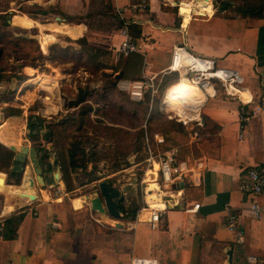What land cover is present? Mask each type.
<instances>
[{
  "label": "crops",
  "instance_id": "obj_1",
  "mask_svg": "<svg viewBox=\"0 0 264 264\" xmlns=\"http://www.w3.org/2000/svg\"><path fill=\"white\" fill-rule=\"evenodd\" d=\"M135 1L112 0L117 12L121 11V20L140 30L139 38L133 40L137 51L122 57L124 65L116 75L123 77L118 81L155 76L163 85V79L172 76L175 80L168 86L172 85L178 74L165 70L173 47L184 45L193 55L236 71L242 78L244 97L257 101L264 92V18L225 16L224 11L213 10L212 3L207 15L187 14L179 8V1L172 4L170 0L163 5L148 0L145 12H131L128 7ZM72 26L82 28L75 37L86 31L84 25ZM115 39L117 52L122 38L117 33ZM240 106L237 96L226 95L220 88L207 98L201 109L205 124L199 135L217 141L215 153L190 164L181 161L190 171L175 189L164 191L147 184L143 194L145 188L148 194L143 195L132 219L123 218L121 212L115 219L93 210L90 202L98 195L100 181L77 185L80 171L72 175L70 192L61 176L53 175L57 180L49 184L50 190L39 186L34 177L33 201L13 195L8 188L17 186L6 180L3 184L5 174L0 172V211H8L6 219L23 214L13 240L0 235V264H130L134 258L154 264H247L252 256L264 264V213L259 219L252 218L245 210L254 199L239 190L247 168H264V114L241 128ZM134 187H123L130 192L129 202L136 200ZM56 188L59 195H54ZM164 195L174 198L169 204L173 207L166 206L156 228L151 229L148 215L140 209L145 203L164 208ZM196 204L198 210L187 211ZM226 206L239 215L240 239L225 225Z\"/></svg>",
  "mask_w": 264,
  "mask_h": 264
},
{
  "label": "rangeland",
  "instance_id": "obj_2",
  "mask_svg": "<svg viewBox=\"0 0 264 264\" xmlns=\"http://www.w3.org/2000/svg\"><path fill=\"white\" fill-rule=\"evenodd\" d=\"M156 1L158 5H163L166 0ZM170 1L172 4H177L180 0ZM242 2L243 0H215L211 3L215 11H218L224 3H228L229 7L223 14L230 16L237 15L235 9ZM42 11L45 12L44 15L41 14ZM0 14H8L5 15L7 16L6 24L0 20V32L4 30L10 35L2 37V43L6 48L4 57L0 61V76H2L0 78V121L11 120L20 126L21 146L29 149L35 145L28 139L26 128L30 115L39 117L43 125H54L56 134L61 133L60 141L62 142H70L72 136L80 137L84 142L83 147L86 152L90 153L92 148L97 152V160L88 165L89 172L88 170L80 171L82 176L76 181L77 185L87 183L91 173L99 178L97 181L112 180L122 193L121 199L125 207L129 211L137 210L143 200V190L137 182L141 177V166L137 162L142 159L143 155L142 150L136 153L137 146L141 144V139L137 140L136 131L143 127L149 112L145 106L137 107L135 101L116 87L112 94L106 97L99 95L104 87H110V82L114 80L117 71L121 70L125 61L115 51V35L120 28L122 16H118L112 0H0ZM14 17L20 21L13 22ZM32 22L42 25L66 24L69 27L84 25L86 31L77 39L73 38L81 30L66 35L57 34L52 42L43 46L40 38L43 34L50 32L39 28ZM14 38L34 40L45 59L35 61L31 66L21 67V62L17 61L15 56L29 53L30 57H33L35 54L32 51L35 45L27 44L24 48L18 49L14 45ZM82 38L85 41L84 45L79 41ZM60 48L62 52L57 51ZM42 49H45L46 53ZM56 55L59 57L56 58ZM89 57H93V62L89 60ZM130 59L135 61L134 57ZM135 67L136 63L131 68L135 70ZM14 75L24 77L18 81L12 78ZM39 78L51 81L53 86L38 87L36 81ZM172 80H175L172 76L163 79V85L158 94L159 100L168 82H173ZM79 96H85L87 103L73 107L72 104ZM86 105H89L92 110L88 117L83 118L85 121L83 128L78 130L80 113ZM50 106L55 108V112H50L48 108ZM158 106L157 101V104L154 103V108ZM164 109L162 113L164 117L172 120L168 118L169 115L172 116L171 112L166 107ZM12 113L18 115L15 116ZM67 118H73L75 124L71 125ZM165 125L163 124L162 127ZM109 127L122 128L131 134L116 135L113 131L106 130ZM156 127L154 123L152 130H156ZM189 132L188 129H185L183 133H178L174 129L167 130L163 135L165 145L162 148L164 150L177 149L180 161H186L189 164L193 159L200 158L202 155L209 156L215 153L217 141L213 137L199 135L194 139L190 137ZM41 145L50 152L48 161L53 163V146L43 141ZM28 169L31 171L30 176L33 180L35 177L36 180L33 165L26 158L22 164L20 185ZM51 174L58 175V179L61 176L59 169ZM41 177L44 185L49 186L50 182L45 180L44 175ZM5 180L8 185L13 182L8 179L7 174L4 176L3 184ZM52 180L57 179H53L52 176ZM38 185L43 186L39 182ZM131 185L135 186L136 200L129 202L130 192L123 187H131Z\"/></svg>",
  "mask_w": 264,
  "mask_h": 264
},
{
  "label": "built area",
  "instance_id": "obj_3",
  "mask_svg": "<svg viewBox=\"0 0 264 264\" xmlns=\"http://www.w3.org/2000/svg\"><path fill=\"white\" fill-rule=\"evenodd\" d=\"M147 8V0H137L128 7L131 12H145ZM121 16V11L117 12ZM118 34L121 36L122 41L117 48V53L122 57H127L137 51V46L134 43L132 36L128 30V23L124 22L119 28ZM166 73H177V83L182 80L187 81L191 86L195 87L199 96L193 95L191 98H181L179 106L187 111H195V115L186 119L180 118L176 113L170 111L168 106L164 103L166 89L164 90L162 98L159 100L158 94L161 88V80L157 81L155 76H142L138 80H120L116 84V88L126 93L132 101L143 102L145 97L149 96V110L158 101V110L164 113L166 107L172 114L168 116L169 119L181 123L186 128L192 131L190 137L194 139L199 137V129L203 128V119L201 116V109L203 108L207 98L215 96L217 88L222 89L226 95L237 96L240 101L239 122L241 128L248 124L255 116L264 114V92L257 98V101L244 97L242 93L245 89L242 87V78L234 70L220 68L212 59H205L197 57L190 53L184 45L173 47L171 53L170 64L166 68ZM175 82V83H176ZM242 91V92H241ZM247 93V92H246ZM190 125V126H189ZM189 126V127H188ZM146 129L145 124L142 127ZM146 135V134H145ZM154 147L151 146L147 137L145 138V159L139 163L144 166L141 169V177L139 181L135 178V182L143 188L146 184L150 183L157 185L161 190H171L173 186H177L185 179L186 174L190 171L186 167L185 162L178 160L177 149L164 150L162 147L165 145L163 135L154 133L152 135ZM137 166V165H136ZM239 190L247 195L253 197V201L245 210L252 218L259 219L264 213V201L261 203L258 198L264 199V168L249 167L245 171L240 184ZM54 195H59L60 190L56 188ZM28 201H30L28 199ZM199 204L193 205L188 209V212L198 210ZM167 208L155 209L148 204H144L140 212L148 215V223L151 229H155L162 214L166 212ZM225 225L227 229L236 234L237 239L241 238V231L239 230V215L232 211L229 207H225ZM8 211L2 209L0 211V233L3 231V223ZM130 264H154L150 260L134 258ZM247 264H261V261L256 257H248Z\"/></svg>",
  "mask_w": 264,
  "mask_h": 264
},
{
  "label": "trees",
  "instance_id": "obj_4",
  "mask_svg": "<svg viewBox=\"0 0 264 264\" xmlns=\"http://www.w3.org/2000/svg\"><path fill=\"white\" fill-rule=\"evenodd\" d=\"M228 3H224L221 5V7L218 9L219 12L226 11L228 9ZM235 12L237 16L243 17V18H255V19H262L264 18V0H243L242 4L235 9ZM10 14V13H8ZM5 14V15H8ZM42 15L45 14L44 11L41 12ZM0 14V20H3V23L6 24L7 16ZM125 21L121 20L120 27L123 25ZM128 30L134 39L139 38L140 36V30L137 27L136 24L128 23ZM10 36L9 32L7 31H1L0 32V61L4 57V49L6 48L4 44L2 43V37ZM83 35V34H82ZM80 36H77L73 39H77ZM81 44L84 45L85 41L82 39L79 40ZM14 45L18 47V49L24 48L27 44H34L35 46L31 49H33L32 52H34V56L30 57L29 53H22L17 54L15 56V59L19 62H21V67H27L31 66L35 61L44 60L45 57L39 49V46L36 44L34 40L27 39V38H14ZM15 46V47H16ZM44 53H46L45 49H42ZM57 51L62 52V49H57ZM59 55V54H58ZM56 55V58L59 56ZM63 59V58H62ZM65 59V58H64ZM89 60L92 61L93 57H89ZM93 62V61H92ZM29 69V68H25ZM106 76V75H105ZM2 76H0L1 78ZM24 76H18L14 75L12 78L15 80L20 81L23 79ZM123 76L121 74L116 75L114 77V80L110 82V87H104L99 93L101 97H106L107 95L112 94L113 89L116 87L117 81L122 78ZM85 95V94H84ZM85 96H79L78 99L72 104L73 107L76 106H82V104H86ZM157 104V102H156ZM135 105L137 107L145 106L146 109H148V117L145 119V127L139 129L136 131V137L137 140L141 139V144L137 146L136 153H138V150H142V159L137 163H141L145 157H146V151H145V138L147 137L149 143L152 147L153 141H152V135L154 133H159L161 135H164L167 130H176L178 133H183L185 129H187L184 125L181 123H177L173 120H168L164 115L159 112L158 108L154 105L149 110V96L147 95L145 97V100L143 102H135ZM92 108L89 105H86V107L83 109V111L80 113V120L78 123V130H81L83 126L85 125V121L83 118L86 116L88 117L90 111ZM12 115H18L13 114ZM68 119V118H67ZM71 122V125L75 124V120L73 118L68 119ZM204 120V119H203ZM74 123V124H73ZM156 123V130H152L153 124ZM166 124L165 127L162 125ZM205 124V120H204ZM161 125V127H160ZM26 128L28 130V139L34 143L33 149L35 150L36 157L38 159V163L40 165L42 175H44L45 180L52 182V174L56 169H59V172L61 173V180L63 181L65 185V189L67 192H70L73 190V184H72V175L76 171H85L88 167V165L93 164L97 160V152L93 150L90 151V153L86 152L85 148L83 147L84 142L80 137L78 136H72V140L68 143L60 141L62 138L60 137L61 133L55 132V126L54 125H43L42 120L35 116L30 115L27 119V125ZM108 131H113V134L120 135L123 133L126 135L131 134L129 131H125L122 128L118 127H109L106 128ZM146 134V135H145ZM58 137V138H57ZM164 137V136H163ZM165 139V138H164ZM40 140V141H39ZM88 140V137L86 138V141ZM41 141L45 142V144H50L53 146L52 153L54 154V161L53 163L49 162L50 152L41 145ZM8 147H15L14 144L5 142L2 137L0 136V172L7 174V177L9 180H13L11 182L13 185H20L21 179H22V164L23 162H18L15 160L16 153L10 150ZM178 160L179 155H178ZM17 168V169H15ZM92 172H94V169H92ZM91 177H89L88 183L95 182L99 178L95 177L93 173L90 174ZM110 183L109 181H106ZM111 184V183H110ZM112 185V184H111ZM118 210L123 214V218L132 219L135 215L136 210L129 211L125 205L123 204V200L119 199L117 201ZM23 214H14L11 215L9 218H7L4 221L3 224V231L0 233L1 237L5 240H13L16 236V229L22 220Z\"/></svg>",
  "mask_w": 264,
  "mask_h": 264
},
{
  "label": "bare ground",
  "instance_id": "obj_5",
  "mask_svg": "<svg viewBox=\"0 0 264 264\" xmlns=\"http://www.w3.org/2000/svg\"><path fill=\"white\" fill-rule=\"evenodd\" d=\"M180 9L185 13H194L199 15H207L208 12L211 10V1L210 0H201L197 3H194L193 0H180ZM176 4V3H174ZM180 12V11H179ZM186 15V14H185ZM20 20L16 17L13 18V22H19ZM24 22H26L24 20ZM35 25H37L39 28L46 30L50 32L49 34H43L41 39L42 45H47L48 42H52L55 39V36L57 34L66 35L71 32H74L76 30H81V27L75 26V27H69L66 24H37L35 22H32ZM33 25V26H35ZM43 32V31H42ZM36 84L38 87L42 88H48L50 86H53V83L51 81H48L44 78H39L36 81ZM53 88V87H52ZM193 95L199 96L198 90L191 86L187 81L182 80L181 82L173 83L172 85L168 86L165 97H164V103L168 106L170 111H173L176 113L180 118L186 119L188 117L194 116L196 113V109H194V112L187 111L186 109H183L178 104L181 102V98L186 97L187 99L191 98ZM50 112H55V108L53 106L48 107ZM24 130V129H23ZM21 129L20 126H18L15 122L11 120H1L0 121V136L5 142L12 143L15 145L16 149L13 148L15 152H22L25 154L29 151V149L24 150L23 146H21ZM141 166V169L144 168L142 164H138ZM35 169V166H33V171ZM37 177V175H36ZM31 176L29 172L25 173L23 182L20 186L17 187H9L8 189L10 192L13 193L16 197L19 198H29L30 196L36 197L35 193L32 190V184H31ZM149 184V183H148ZM12 185V184H11ZM147 185V184H146ZM146 188L144 190L143 195H147ZM44 198V197H43ZM147 198V196H146ZM161 201L164 204V206H169V204L174 203L175 200H173V197L164 195L161 197ZM155 209L157 206H150Z\"/></svg>",
  "mask_w": 264,
  "mask_h": 264
},
{
  "label": "water",
  "instance_id": "obj_6",
  "mask_svg": "<svg viewBox=\"0 0 264 264\" xmlns=\"http://www.w3.org/2000/svg\"><path fill=\"white\" fill-rule=\"evenodd\" d=\"M201 1V0H199ZM211 2H214L215 0H210ZM3 118V117H2ZM13 152L14 149L8 147ZM24 150L26 147H23ZM29 148H26V150ZM15 160L18 162H25L26 158L31 162L33 166H35L34 173L37 175L36 180L42 185H44L43 179L41 177L42 171L40 168V165L38 163V159L36 157L35 150L33 148H30L29 151L25 154L20 152H15ZM17 169V168H15ZM58 177V176H57ZM34 180H31V184L33 185ZM172 189H175V186L172 187ZM98 195H96L93 199H91L90 205L93 210H96L100 213H107L109 216L119 219L120 218V212L118 210L117 201L121 199L122 193L120 189L113 187L110 183L106 181H101L97 187ZM36 197L30 196L29 200L33 201ZM174 199V198H173ZM173 206H168V208H172Z\"/></svg>",
  "mask_w": 264,
  "mask_h": 264
}]
</instances>
